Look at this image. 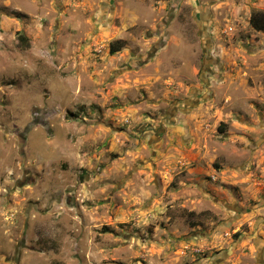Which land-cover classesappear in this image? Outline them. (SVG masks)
Masks as SVG:
<instances>
[{
	"label": "rangeland",
	"instance_id": "obj_1",
	"mask_svg": "<svg viewBox=\"0 0 264 264\" xmlns=\"http://www.w3.org/2000/svg\"><path fill=\"white\" fill-rule=\"evenodd\" d=\"M253 10L0 0V264H264Z\"/></svg>",
	"mask_w": 264,
	"mask_h": 264
},
{
	"label": "trees",
	"instance_id": "obj_2",
	"mask_svg": "<svg viewBox=\"0 0 264 264\" xmlns=\"http://www.w3.org/2000/svg\"><path fill=\"white\" fill-rule=\"evenodd\" d=\"M249 25L256 32L264 33V10H253L250 13ZM25 41L24 38H20ZM124 47V42L121 40L114 41L109 45V54L113 55Z\"/></svg>",
	"mask_w": 264,
	"mask_h": 264
}]
</instances>
